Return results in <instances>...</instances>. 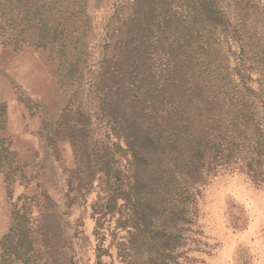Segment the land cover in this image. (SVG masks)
<instances>
[{
    "label": "rangeland",
    "instance_id": "374dc122",
    "mask_svg": "<svg viewBox=\"0 0 264 264\" xmlns=\"http://www.w3.org/2000/svg\"><path fill=\"white\" fill-rule=\"evenodd\" d=\"M217 1L237 36L210 32L206 24L200 28L198 0H166L171 23L161 41L153 37L147 42L151 63L161 66L172 43L206 78L224 77L255 100L262 116L256 94L264 89V0ZM135 12V0H0V65L8 67L9 82L13 75L21 78L25 118L38 120L33 123L38 149L25 153L22 164L14 157L6 160L7 174L13 173V163L18 166L17 179L0 195V241L12 225L14 206L26 201L32 241L26 264H120L114 218L107 217L100 227L92 217L98 182L80 194L71 191L75 198L69 204L65 170L73 166L71 147L56 139L54 130L68 108L71 118L82 111L90 114L94 141H116L105 135L108 124L98 118L101 93L93 85L103 63L113 64L123 44L119 32ZM129 80L120 86L132 89ZM199 189L176 264H264V186L254 184L240 168L221 167Z\"/></svg>",
    "mask_w": 264,
    "mask_h": 264
},
{
    "label": "trees",
    "instance_id": "16d2710c",
    "mask_svg": "<svg viewBox=\"0 0 264 264\" xmlns=\"http://www.w3.org/2000/svg\"><path fill=\"white\" fill-rule=\"evenodd\" d=\"M135 3V14L119 32L122 47L112 65L103 63L93 85L101 93L98 118L108 124L105 135L116 141H94L90 114L82 111L71 118L68 108L54 131L71 147L73 166L65 170L69 204L75 198L71 191L80 194L98 182L92 217L100 227L107 217L114 218L120 264H176L193 223L199 185L208 175L221 167L240 168L264 186V89L256 94L260 116L255 100L224 77L206 78L172 43L161 66L151 63L145 46L153 37L163 39L171 14L166 0ZM240 15L247 27L245 12ZM195 16L200 28L206 24L210 32L237 36L217 0H198ZM122 80L133 88L124 89ZM10 154L4 149L1 155L9 161ZM26 209V201L14 206L12 225L0 241V264L29 262Z\"/></svg>",
    "mask_w": 264,
    "mask_h": 264
},
{
    "label": "crops",
    "instance_id": "0c3cea01",
    "mask_svg": "<svg viewBox=\"0 0 264 264\" xmlns=\"http://www.w3.org/2000/svg\"><path fill=\"white\" fill-rule=\"evenodd\" d=\"M13 78L12 83L9 82L8 67L0 65V195H3L6 188L8 189L14 178L17 179V169L14 168L16 163L11 166L12 174H7L5 170L6 160L1 155L3 150L11 152L13 160L22 164L25 153L28 155L29 151L39 147L38 143L33 144L35 136L33 123L35 121L38 125V120L32 117L25 118L21 99L24 95L22 81L18 75H13Z\"/></svg>",
    "mask_w": 264,
    "mask_h": 264
}]
</instances>
